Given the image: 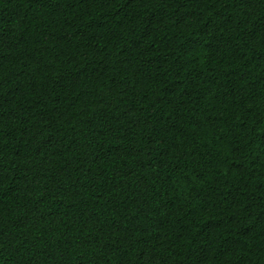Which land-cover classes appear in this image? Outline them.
<instances>
[{
  "label": "trees",
  "instance_id": "obj_1",
  "mask_svg": "<svg viewBox=\"0 0 264 264\" xmlns=\"http://www.w3.org/2000/svg\"><path fill=\"white\" fill-rule=\"evenodd\" d=\"M0 264H264V0H0Z\"/></svg>",
  "mask_w": 264,
  "mask_h": 264
}]
</instances>
